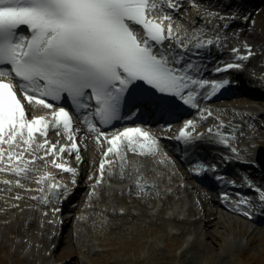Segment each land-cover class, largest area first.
<instances>
[{"label":"snow or ice","instance_id":"snow-or-ice-1","mask_svg":"<svg viewBox=\"0 0 264 264\" xmlns=\"http://www.w3.org/2000/svg\"><path fill=\"white\" fill-rule=\"evenodd\" d=\"M165 6L172 10L179 8L173 0H0V174L15 177L14 181L2 179L0 183L24 188L21 181L32 176L40 187L27 190L42 193L33 199L48 204L50 197L59 201L61 189L64 194L69 190L50 173L40 175L37 161L51 163L73 177L77 175L74 168L57 162L65 152L69 155L75 152V159L81 160L79 129L74 125L73 115L59 106L51 119L29 118L22 101L33 108L53 109L50 101L60 102L66 96L77 108L91 109L90 116L81 118L82 123L89 133L96 135L98 143L104 137L110 145L105 158L109 154L118 156L123 173L124 148L134 154L156 155L158 140L139 127H126L109 138L93 118L105 126L120 119L130 86L143 82L155 93L178 97L184 104L198 108L201 91L207 92L205 98H211L232 83L224 78L211 81L197 78L191 73L200 70L191 63L180 67L185 57L174 54L173 45L191 52L213 46L217 41L205 40L199 34L190 39L179 37L172 26L171 14L163 11ZM245 47L247 55L233 49L236 60L251 57V48ZM242 67L241 63L228 62L217 65L213 71L228 73ZM205 113L212 115L206 109ZM195 127L193 121H187L177 139L192 142L195 137L187 130ZM50 130L64 135L71 143L63 146L52 143L48 139ZM215 134L228 144L219 131ZM232 151L235 153L236 149ZM106 162L114 163L107 159L100 163L98 184L103 181ZM138 186L143 190V185ZM256 192L264 202V189L256 188ZM223 199L228 200V195L224 194ZM239 203L249 205L250 201L241 199Z\"/></svg>","mask_w":264,"mask_h":264},{"label":"bare ground","instance_id":"bare-ground-1","mask_svg":"<svg viewBox=\"0 0 264 264\" xmlns=\"http://www.w3.org/2000/svg\"><path fill=\"white\" fill-rule=\"evenodd\" d=\"M203 5L199 11L195 10L192 8L190 10V14L188 15L189 18H194L196 20L198 19H206L208 18V13H209V7L210 8H215L214 10L217 11V7L210 1V0H202ZM173 2L178 3L179 5L180 0H174ZM252 2V1H251ZM233 6H236L234 4ZM163 11L167 14L171 13V9H168L166 6L164 7ZM236 20L235 13L232 11L231 8L225 9L223 12H218V13H213L210 18L207 19V24H208V30L205 31L203 34H199L197 31L194 30L196 27L192 22L189 23H183L184 26L176 27L175 31L178 33L179 37L184 38V39H190L191 36L195 34H199L203 37V39H211L214 38L213 35L219 37L218 33L215 30L216 27H223L224 25L228 26L227 22L232 21L234 22ZM234 26V25H233ZM231 37L229 38V45L233 47L237 46H243V51L247 53L246 47L248 46L252 50V54L254 55L253 63L256 64L254 65L248 72H247V78L246 82L254 84L255 89L257 91V97H253V94H250V96L245 97L244 99H236L231 101L232 104H229L227 106H222L218 109H214V114L218 118H222L226 121L228 127L236 129V133L238 138H250L248 135H243L242 136V128L240 127L239 121L235 119V115H241V113L238 111L241 108L237 107V104H241L243 111H248V116L253 114V115H262L264 117V91H259L260 88V83H264V77L262 78H257L253 77L252 75H257V72L260 68L261 72L264 71V47H260L259 40L260 36L257 32H247L245 33L244 31H241L239 34H231ZM204 49H192L191 52H183L181 49H177L175 45L172 46L171 51L174 54H182L185 59H189V63L193 64L197 69L199 68V61L201 60L202 53ZM230 61V60H229ZM250 65V64H248ZM263 70V71H262ZM196 71H193L192 73H195ZM246 68L240 72V75L245 74ZM259 72V73H261ZM237 103V104H235ZM250 103H255L257 106H251V108H246L245 106L250 104ZM232 106L237 107V109H233ZM48 119H51V116L47 117ZM212 123H215V125L218 123V121L213 117L211 119ZM220 129V127H218ZM213 129L212 133H209L207 130H204V133L197 134V136H200L201 138H214L217 139L220 136L216 135V127L213 126L211 127ZM168 131L170 133L175 132V127L171 126L168 128ZM228 133H233L231 131H228ZM194 136L195 133H192ZM178 140V139H177ZM255 140L257 139V136H253V138L250 140L248 146H250V143L255 144ZM88 146H89V151H87L86 155L84 156V162L87 161L88 159V169H93L95 164L100 161L101 163V155L100 151L95 148L93 145V141L87 140ZM60 145V143H59ZM61 146V145H60ZM257 148V147H256ZM210 151V149L205 150L204 152L207 153ZM247 152H250L249 158H252L253 160H256L255 157L257 155L256 149L254 150L249 147ZM65 155L61 154V158L57 159L58 163H68V161L65 159ZM220 157V155H218ZM201 159H204L205 161H208L209 158L205 155L200 156ZM226 159L229 160L230 165L226 166L218 163L217 166L220 168V173L221 171H225L226 175L228 178H232L235 180H240V177L242 176L240 171L238 169H234L235 163L234 160L231 161V157L229 155H226ZM258 159L260 160V163L263 161L264 162V151H260ZM52 160V157H48V161L50 162ZM128 160V157L126 158V162ZM158 163L151 162V161H140V165L136 163V161L132 162V164L127 163L125 165L126 168H124L123 173L118 172V170L121 171V161H114L113 165L109 168V171L107 172L106 175L112 176V186L106 187L105 191L101 192V198L102 201L100 202V198L95 193L90 194V184H87L86 187H83V183L81 181L82 179V173H80V170L82 171V168H78L76 170L77 174L75 177L69 176L66 178L65 174L60 173L57 171L54 166L51 165V163H48L47 165L44 162L37 163V167L39 168V174L43 175L45 173H50L55 180L62 184L66 185L68 191V194L62 193L63 195H60V199L57 204L49 203L48 205H44L41 209L42 212L38 215L37 217L39 219V224L41 227V232L43 234H46V232H49V228L52 225L53 221L54 222H59L60 219V213L65 209V207L71 203L70 199L73 196V201L75 202L77 199H79L80 196L86 195L88 196H96L95 200L88 202L87 207L79 214V216L76 218V236L74 233H71V235H74V239H77L78 237H84L85 235V226H88L90 221L92 220V215L95 213H98L101 218H115L121 216L118 212L121 206L120 204L124 203V197L128 196H133L134 199H130L128 205H126V210L131 211L135 210L136 212L132 211V215L136 218L139 219L140 222L143 221V218L147 215L149 216L152 220H158L159 215L162 211L165 213V218L168 222H173L175 224H178L177 222H185L188 224L194 223V221L189 218L191 216V213H194V216L197 215L196 207L199 208V204L197 201L201 202L199 199L201 196H206V194L200 190L196 189L192 184H188L187 187H184L185 183L187 182L188 178H184L179 172L176 171L175 167L172 164V162L168 159L166 160L165 155L162 153L157 159ZM83 162V168H84V163ZM99 163V166H100ZM81 165V167H82ZM43 167L45 169L43 170ZM152 167L153 169L150 170L149 168ZM244 166H240L238 168H243ZM264 168V166H263ZM106 169V165H105ZM117 172L115 173V171ZM245 170L251 179L255 182H259L261 180V176L257 174H251L250 171H248V168L241 169ZM115 173V174H114ZM105 174V171H104ZM145 174L148 175V178L145 179ZM211 175V173L209 174ZM221 175V174H220ZM98 178H99V172H98ZM126 178V183L124 184L125 181L123 179ZM2 179H8V176L5 174H0V180ZM110 179V180H111ZM75 180V183H72V181ZM14 181V180H13ZM139 181L140 185H143V188H147V186H150V188H154L156 185L160 184H168V186L161 185L160 190L157 191V193L151 194V191H145L141 190V188L138 186L137 182ZM23 180L21 181V183ZM34 184H28V186H25L26 190L27 189H38L40 185H37L35 183V180H33ZM95 182V179L93 180ZM129 183V184H127ZM105 184V183H104ZM165 187V190L163 188ZM207 188L208 186H205ZM19 188V187H18ZM134 188L135 190H138L136 192H130L128 194H125L126 191L131 190ZM21 189V188H20ZM107 189V190H106ZM209 189V188H208ZM13 190V192H11ZM22 191V190H21ZM141 192V194L138 196L137 194ZM168 192V194L166 193ZM210 191H212L210 189ZM109 192L108 194H106ZM0 193L4 194L5 196H2L0 198V217L14 213L12 215V218H15V222L22 221L28 214L26 210H22L24 208V204L22 202V207L16 209L15 207L18 206L19 200H14L16 196H19L18 193H15V187H6L4 184L0 183ZM23 194L27 193L25 191H22ZM35 196H41L42 193L36 191L35 193H32ZM173 195L171 198L170 196ZM193 197V199H191ZM195 197V198H194ZM199 197V198H198ZM198 198V199H197ZM150 199V200H149ZM40 203H43L42 200L38 199L37 205ZM206 203V201L204 202ZM203 203V204H204ZM139 204L141 205V208L139 207ZM155 204V206L152 207V205ZM161 204V205H160ZM31 205L30 203H27V206ZM15 206V207H14ZM58 209V211H56ZM12 210V211H11ZM213 210V208H212ZM7 211V212H6ZM60 211V213H59ZM6 212V214H4ZM17 212L18 215L15 213ZM113 212V213H112ZM209 213V211L207 210ZM46 213V214H45ZM129 214V213H128ZM210 218L213 215V211L209 213ZM158 216V217H157ZM229 216H226V220H228ZM221 219L217 218L214 221L211 220L210 223L219 222ZM196 221V220H195ZM201 222H205V225L207 226V229L211 226L206 223V221L201 220ZM34 222L30 223V226H33ZM45 225V227H44ZM154 227L156 230L157 227L154 225L153 221H150L149 226ZM44 227V229H43ZM220 230L227 234L228 232L231 233L235 231L233 225L231 224V221H226L225 223H221V226H217ZM199 230V229H198ZM220 230H210L207 234L209 236L215 237ZM200 231V230H199ZM146 232V230H144ZM154 232V231H153ZM36 236V233H31L29 231L27 237L28 238H36L39 240ZM208 236V237H209ZM228 237V235L226 236ZM64 238V237H63ZM60 239V237H59ZM62 239V237H61ZM155 239V238H153ZM37 242H33L32 240L29 241V244H34ZM79 243V242H78ZM179 244L183 243V239H180ZM229 244L235 246V248L239 247H248L249 245L245 246L243 244V241H240L237 238H232L229 242ZM187 246L185 250L191 249L192 246H201L202 244L199 242L198 237H187L185 238V243L184 246ZM184 250V251H185Z\"/></svg>","mask_w":264,"mask_h":264},{"label":"rangeland","instance_id":"rangeland-1","mask_svg":"<svg viewBox=\"0 0 264 264\" xmlns=\"http://www.w3.org/2000/svg\"><path fill=\"white\" fill-rule=\"evenodd\" d=\"M254 3L257 4V8L264 6V0H254ZM256 31L261 37V43H264V12L258 16ZM217 107H220V103ZM247 126L249 128L247 131L252 130V134L262 138L259 134L261 124L254 125L249 122ZM126 201L129 202L130 199L127 198ZM217 212L220 217L225 218L219 207ZM68 215L67 211L61 214V217L64 219ZM164 215L163 212L158 221L151 220L146 215L142 222L130 214L108 219L100 218L98 220L103 222L89 224L85 236L81 239L78 237V246L74 243L77 242L74 237L69 236L60 249L52 250L51 247L46 253H36V247L25 248L26 243L17 246V241L28 240L23 229L28 222L25 225L22 222L10 223L0 226V264H7V261H11L12 264H264V229H256L257 234L246 235L241 234L242 224H239L235 231L226 234L220 230L222 228L217 227L221 226L220 220L211 223L209 225L211 227L202 232L197 227L185 223L168 222ZM8 217L9 215L6 218ZM2 221L10 220L1 219ZM149 221H153L157 227V232L153 235ZM171 227L176 228V234L169 232ZM213 229L220 230L215 237L207 234ZM19 230L24 233L21 232L20 235ZM32 230L38 233V226L35 225ZM66 230L63 232H67ZM196 236L202 245L185 250L187 248H183L185 238ZM153 238L156 244L152 250L149 242ZM232 238L243 241V244H249L253 239L254 243L248 246V249L244 247L236 249L228 243ZM180 239H183L182 244L178 243ZM48 247L50 248L47 244L46 248Z\"/></svg>","mask_w":264,"mask_h":264},{"label":"water","instance_id":"water-1","mask_svg":"<svg viewBox=\"0 0 264 264\" xmlns=\"http://www.w3.org/2000/svg\"><path fill=\"white\" fill-rule=\"evenodd\" d=\"M262 151H264V150L262 149ZM261 163H262V165L264 166V162L262 161Z\"/></svg>","mask_w":264,"mask_h":264}]
</instances>
